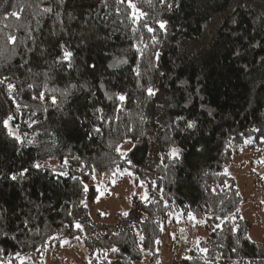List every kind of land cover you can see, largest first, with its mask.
<instances>
[{"label": "trees", "instance_id": "1", "mask_svg": "<svg viewBox=\"0 0 264 264\" xmlns=\"http://www.w3.org/2000/svg\"><path fill=\"white\" fill-rule=\"evenodd\" d=\"M0 80V264L66 242L87 264H162L178 213L204 230L181 264H264L226 172L264 147V0H0ZM124 168L148 199L97 228L96 182Z\"/></svg>", "mask_w": 264, "mask_h": 264}, {"label": "rangeland", "instance_id": "2", "mask_svg": "<svg viewBox=\"0 0 264 264\" xmlns=\"http://www.w3.org/2000/svg\"><path fill=\"white\" fill-rule=\"evenodd\" d=\"M129 147L123 146L125 153ZM231 164L226 172L237 181L242 195V215L251 222L250 237L264 242V147L235 148ZM98 195L94 203H87L90 215L97 228H126L133 223V198L139 196L146 201L148 191L145 185L136 184L129 168L118 170L111 184L104 180L96 182ZM128 213V215H124ZM124 219V221H121ZM204 235L202 224L181 213L175 215L164 226L160 239L162 264H181L191 245ZM78 257V259H77ZM48 258L49 264H87L84 253L75 242H66L62 249L54 251ZM48 264V263H46ZM138 264H145L138 263Z\"/></svg>", "mask_w": 264, "mask_h": 264}, {"label": "snow or ice", "instance_id": "3", "mask_svg": "<svg viewBox=\"0 0 264 264\" xmlns=\"http://www.w3.org/2000/svg\"><path fill=\"white\" fill-rule=\"evenodd\" d=\"M128 6H129L130 8L133 9V17H134V19L137 18V17L140 16V15H143L142 13H137V12H136V10H135V5H134V4L129 3ZM169 7H171V5H169ZM45 11H50V9H45ZM13 15H16V13H13ZM160 28H161V29L165 28V24H164L163 22L160 23ZM148 30H149V31H152L151 28H149ZM8 39H9L10 42H13V43H14L16 38L10 36ZM61 47H63V46H61ZM72 55H73L72 52H70V51H68L67 49H65V50H64V53H63V59H64V60H68V61H70ZM125 62H126V61H125ZM110 67H111V65H110ZM136 71H137V75H139V70L137 69ZM5 79H6V78H5ZM2 83H4V81H3V80H0V84H2ZM11 88H12V85H9V89H10V90H11ZM147 93H148L149 96H153V95H155V92H154L153 88H151V87L147 88ZM40 98H41V99L44 98L43 93L40 94ZM118 99H119L121 102H123L126 98H125V96L120 95V96L118 97ZM52 103H53V104L56 103V99H55L54 97H53V99H52ZM5 126L7 127V124H5ZM187 127H188V128H193V127H195V124L189 122V123H187ZM97 131H99V129H97ZM9 135H11V133H9ZM16 139L19 140V137H16ZM173 155H174V156H175V155H178V153L176 152V150L173 151ZM33 167L39 169V168L41 167V165L37 163V164H34ZM20 175L23 176V175H24V172H21ZM16 178H17V177H16L15 175L11 177L12 180H15ZM124 215H128V213H124ZM76 227L79 228L80 225L77 224ZM113 251H116V249H113Z\"/></svg>", "mask_w": 264, "mask_h": 264}]
</instances>
